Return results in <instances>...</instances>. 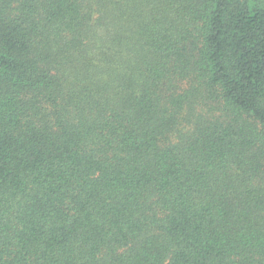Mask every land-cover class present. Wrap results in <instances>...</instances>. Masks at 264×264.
<instances>
[{
    "label": "trees",
    "instance_id": "obj_1",
    "mask_svg": "<svg viewBox=\"0 0 264 264\" xmlns=\"http://www.w3.org/2000/svg\"><path fill=\"white\" fill-rule=\"evenodd\" d=\"M0 264H264V0H0Z\"/></svg>",
    "mask_w": 264,
    "mask_h": 264
}]
</instances>
